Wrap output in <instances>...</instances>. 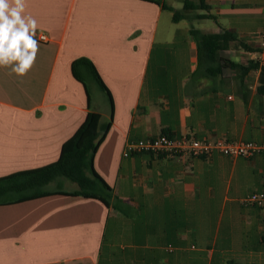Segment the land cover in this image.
I'll return each mask as SVG.
<instances>
[{"label": "crops", "instance_id": "1", "mask_svg": "<svg viewBox=\"0 0 264 264\" xmlns=\"http://www.w3.org/2000/svg\"><path fill=\"white\" fill-rule=\"evenodd\" d=\"M22 2L48 39L35 33L24 75L0 65V176L59 158L89 111L72 72L86 57L113 98V111L106 94L95 102L88 79L91 109L101 125L111 122L94 166L120 207L63 192L0 205V264H264V205L243 202L264 189V149L124 154L128 140L162 132L264 143L255 66L264 0H189L188 8L162 0L172 9L155 0ZM195 29L235 36L218 51L220 69L199 68Z\"/></svg>", "mask_w": 264, "mask_h": 264}, {"label": "trees", "instance_id": "2", "mask_svg": "<svg viewBox=\"0 0 264 264\" xmlns=\"http://www.w3.org/2000/svg\"><path fill=\"white\" fill-rule=\"evenodd\" d=\"M155 1L162 3V0ZM162 5L165 8L172 9L166 4L162 3ZM190 6L189 0H185V7ZM173 17L174 19L178 18L176 12H174ZM194 34L199 48V68L216 67L220 69L219 66L215 65L218 51L228 43V40L235 38V36L228 32L206 34L197 29L194 30ZM224 63L245 68L243 65L227 59H224ZM259 64L256 63L255 66H259ZM260 67L258 92L264 94V65H260ZM72 72L84 84L88 95L89 111L84 121L75 133L63 143L60 156L56 161L40 167L0 176V205L19 203L56 192H63L97 198L107 206H111L112 200H114V205L120 207L119 198L114 195L112 187L95 170V154L105 138L111 122L105 126L101 125V114L91 109L88 79L92 78L105 92L113 111L111 92L94 63L88 58L75 59L72 62ZM65 179L76 183L78 188L72 192L61 191V182ZM54 183L58 185L57 188L52 186Z\"/></svg>", "mask_w": 264, "mask_h": 264}, {"label": "built area", "instance_id": "3", "mask_svg": "<svg viewBox=\"0 0 264 264\" xmlns=\"http://www.w3.org/2000/svg\"><path fill=\"white\" fill-rule=\"evenodd\" d=\"M40 41L48 39L46 33L37 32ZM260 65H264V27L259 35ZM264 149V143L249 140H229L225 138H211L208 136L197 138L192 135L173 136L162 132L154 137L131 139L125 144L124 154L134 155L151 153L156 156H209L219 152L229 156L252 157ZM245 204L264 205V189L249 193L243 198Z\"/></svg>", "mask_w": 264, "mask_h": 264}, {"label": "clouds", "instance_id": "4", "mask_svg": "<svg viewBox=\"0 0 264 264\" xmlns=\"http://www.w3.org/2000/svg\"><path fill=\"white\" fill-rule=\"evenodd\" d=\"M22 0H0V65L24 75L36 58V21L23 15Z\"/></svg>", "mask_w": 264, "mask_h": 264}, {"label": "rangeland", "instance_id": "5", "mask_svg": "<svg viewBox=\"0 0 264 264\" xmlns=\"http://www.w3.org/2000/svg\"><path fill=\"white\" fill-rule=\"evenodd\" d=\"M89 82H90L89 84H90V88H91V92H92V97H93L95 102H98L102 97H104L105 93L95 81L90 80ZM65 181L66 182L62 184V187H64V188H69L72 185H76L74 182H72L68 179H65ZM52 186L57 187L58 185H56L54 183V184H52Z\"/></svg>", "mask_w": 264, "mask_h": 264}]
</instances>
